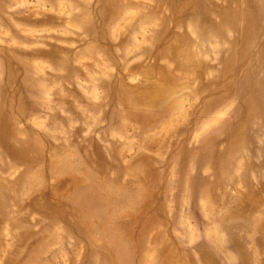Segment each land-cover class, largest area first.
I'll return each mask as SVG.
<instances>
[{"label":"rangeland","instance_id":"1","mask_svg":"<svg viewBox=\"0 0 264 264\" xmlns=\"http://www.w3.org/2000/svg\"><path fill=\"white\" fill-rule=\"evenodd\" d=\"M0 264H264V0H0Z\"/></svg>","mask_w":264,"mask_h":264}]
</instances>
